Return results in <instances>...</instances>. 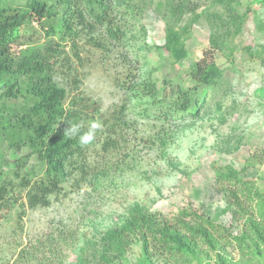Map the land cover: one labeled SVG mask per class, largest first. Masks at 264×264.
Instances as JSON below:
<instances>
[{
    "label": "rangeland",
    "instance_id": "rangeland-1",
    "mask_svg": "<svg viewBox=\"0 0 264 264\" xmlns=\"http://www.w3.org/2000/svg\"><path fill=\"white\" fill-rule=\"evenodd\" d=\"M28 1L0 0V7H24ZM195 1L197 14L207 12L193 25L186 43L188 58L178 64L161 49L165 22L153 7L136 18L119 9L117 20L129 31L128 37L148 46L139 52L115 48L106 31L93 23L79 28L76 41L67 46L68 59L57 81L67 91V106L80 97L99 104L103 130L77 163L86 168L84 179L80 174L68 177L63 188L50 196L47 207L31 208L24 192L9 210L0 211V264H71L76 259L75 246L63 237L94 238L123 221L135 203L171 224L181 218V211L188 212L190 220L192 213L202 209L224 208L221 187L228 183L218 178L229 167L242 172L247 164L255 165L242 174L264 191V0H234L232 7L244 16L242 29L235 33L231 25L230 35L221 38L227 44L216 50V59L224 78L208 93L200 117L166 123L148 120L138 115L135 101H127L116 85L125 71L120 57L129 56L132 61L139 54L148 61L143 71L151 73L159 85L168 79L193 86L190 67L212 46L211 37L223 31L219 19L211 15L227 14L215 0ZM191 18L187 15L185 21ZM125 105H129L124 112L127 117L122 116L118 124ZM112 126L116 131L107 133ZM223 223L229 226L230 220L225 218ZM238 249L228 246L221 253L229 262L246 264L248 256ZM127 258L128 264H140L141 246L133 245ZM154 264L170 263L155 257ZM207 264H219L215 253H210Z\"/></svg>",
    "mask_w": 264,
    "mask_h": 264
},
{
    "label": "trees",
    "instance_id": "trees-1",
    "mask_svg": "<svg viewBox=\"0 0 264 264\" xmlns=\"http://www.w3.org/2000/svg\"><path fill=\"white\" fill-rule=\"evenodd\" d=\"M233 3L214 1L227 11L226 17L211 15L219 19L223 31L211 37L212 46L190 67L193 86L168 79L159 85L151 73L143 71L148 62L145 56L136 54L132 61L129 56L126 60L120 57L125 71L115 80L116 85L127 101H135L139 116L165 123L200 117L208 93L224 78L216 59V50L227 44L221 38L230 35L227 28L231 25L235 33L242 29L244 16ZM120 7L126 12H120ZM147 7L156 9L165 22L161 49L173 64L183 62L188 58L190 31L207 12L197 14L195 0H29L24 7H0V211L9 210L16 196L24 192L31 208L47 207L50 196L63 188L68 177H86L85 166L77 163L85 158L90 145L81 147L77 138L65 135V128L72 122L81 124V132L87 131L89 123L99 119L101 108L83 97L73 106L66 105L67 91L57 79L68 59L67 46L76 41L80 27L93 23L106 31L115 48L147 49V44L129 38V31L117 20L119 12L136 18ZM187 15H192L189 22L185 21ZM95 45L104 47L99 42ZM128 106L121 107L118 124L122 116L127 117ZM115 131L112 126L107 133ZM251 168L255 165L247 164L242 172ZM40 172L42 178L34 182ZM242 172L229 167L220 174L219 181L228 183L221 187L224 208L202 209L192 213L190 220V214L181 211V218L171 224L135 203L123 221L94 238L76 240L68 234L63 240L73 243L76 254L71 264H128L127 255L135 244L141 246L140 264H154L155 257L170 264H207L210 253H215L219 264H241L229 262L221 253L228 246L238 247L243 257L248 256L246 264H264V191ZM225 218L230 220L229 226L223 223ZM235 228L239 233L235 234Z\"/></svg>",
    "mask_w": 264,
    "mask_h": 264
},
{
    "label": "clouds",
    "instance_id": "clouds-1",
    "mask_svg": "<svg viewBox=\"0 0 264 264\" xmlns=\"http://www.w3.org/2000/svg\"><path fill=\"white\" fill-rule=\"evenodd\" d=\"M81 124L69 122L65 128V135L69 138H77L81 147L91 145L99 131L103 130V122L99 119L92 120L89 123L87 131L81 132Z\"/></svg>",
    "mask_w": 264,
    "mask_h": 264
}]
</instances>
